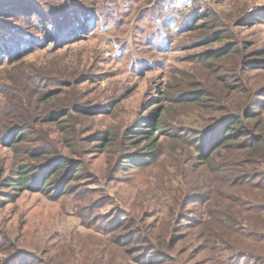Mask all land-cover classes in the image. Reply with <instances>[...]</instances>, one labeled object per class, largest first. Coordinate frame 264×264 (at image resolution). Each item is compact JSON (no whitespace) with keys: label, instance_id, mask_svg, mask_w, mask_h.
Here are the masks:
<instances>
[{"label":"rangeland","instance_id":"1","mask_svg":"<svg viewBox=\"0 0 264 264\" xmlns=\"http://www.w3.org/2000/svg\"><path fill=\"white\" fill-rule=\"evenodd\" d=\"M13 1L36 14L20 20V10L0 12V57L15 58L9 66L8 60L0 59V110L9 99L13 104L22 96L20 83L28 84L29 74L48 71L54 79L71 75L83 80L69 94L87 111L85 135H113L105 150L90 144L79 156L87 166L84 177L76 181V194L56 199L40 191H22L1 204L0 250L31 253L43 264H264V183L257 178L264 175V165L259 164L264 157L247 154L245 164L255 174H249L246 184L233 182L229 174L236 168L232 160L221 164L220 155L210 166H197L194 149L169 133L173 126L203 125L199 108L173 98L163 101L170 108L152 164L117 174L113 160L120 155L117 141L131 157L150 158L140 152L144 144L125 139L122 132L146 127V118L158 109L156 102L165 91L170 95L178 89L182 78L189 79L188 71L201 67L204 52L231 43V36L240 49L264 47V0ZM195 7L210 13L209 25L215 28L200 27L201 20L183 28L177 24ZM42 11L52 14H45L49 23L58 17L77 19L76 30L87 29V34L79 31L75 37H82L66 44L71 37L60 44L45 43ZM224 22L231 23L230 28L205 42ZM22 31L37 38L33 46L5 53L10 46L2 44ZM224 60L227 65L230 57ZM219 97L224 100L228 94ZM214 103L220 109L219 102ZM216 117L206 124L224 120L222 111ZM10 119L0 115V136ZM55 126L47 127L54 131ZM14 161V152L0 142V169ZM0 257L8 254L0 252Z\"/></svg>","mask_w":264,"mask_h":264},{"label":"trees","instance_id":"2","mask_svg":"<svg viewBox=\"0 0 264 264\" xmlns=\"http://www.w3.org/2000/svg\"><path fill=\"white\" fill-rule=\"evenodd\" d=\"M18 10L21 11L18 14L21 16L20 20L33 19L36 14L34 9L25 8L24 10L13 0L0 2L2 14L9 11L19 12ZM42 13L40 16L44 24L41 31H45L43 34L45 43L58 40L60 44L61 39L66 40V37H71L72 39L65 41L66 44L87 34L84 33L87 29L76 30L80 26L76 24L75 18L58 17L55 23H49L45 14L49 16L52 14L44 11ZM185 17L186 20L179 18L177 21L181 28L197 20L204 21L200 27L215 28L209 25L210 13L200 12L196 7ZM230 26L231 23L224 22L217 27L220 31L216 29L215 35L207 34L208 39L205 42L214 39L215 36L220 38L221 30L226 32ZM79 31L82 35L75 37ZM32 36L30 32L22 31L16 37L9 38L2 47L10 46L5 53L11 52L13 48L19 51L29 49L37 39ZM154 43L159 46L156 39ZM244 48L245 50L240 49L237 38L231 36V43L222 45L219 50L204 52L199 61L201 67L188 71L186 74L189 79L182 78L180 85H177L178 89L175 87L170 95L165 91L162 99L156 102L155 106L157 105L158 109L146 118V127L143 124L122 132L125 139H136L138 146L144 144L140 152L150 158L131 157L127 149L124 150L123 143L117 141L115 147L120 155L116 159L113 158L115 172L118 174L128 167L145 168L152 164L151 162L156 158L154 155L157 154L161 145L159 144L162 136L160 132L165 128V115L170 108L162 103L173 98L175 102L181 101L185 105L199 108L203 125L199 127L190 123L182 127L173 126L169 133L171 139L176 138L177 142H183L184 145L194 149L197 154V166L200 164L210 166L213 158L219 155L218 160L221 164L232 160L236 171L229 174L230 178L237 184H246L250 180L249 174L252 176L255 174V171H249L245 164L247 154L250 152L264 157V129H261V127L264 128V47L250 51ZM26 55L27 52L23 56ZM226 56L230 57L227 65L224 60ZM5 58V55L0 57L3 61L8 60L7 66L10 61L14 63L13 56L6 60ZM256 71L260 73L255 74ZM26 82L28 84L22 81L20 83L22 96L14 100L13 104L9 99L0 110L3 120L6 115L11 118L6 125V132L0 136V142L14 152L15 160L10 167L0 169V191L5 190L2 193L3 197H0V207L8 197L11 198L22 191H40L56 199L63 195L76 194V181L84 177L87 166L85 159L79 156H84L90 144H92L91 148L105 150L113 135L111 133L106 138L85 135L88 131L84 119L87 111L75 96L69 94V91L76 89L77 85L83 82L82 79L73 78L71 75L67 79H54L50 72L45 71L27 75ZM51 82L57 88L46 89ZM223 93L228 94L224 100L219 97ZM214 102H219L220 109H215ZM223 103H225L224 106ZM217 111L223 113L224 120H220L222 123L206 124L209 118H217ZM50 124H56L54 131L47 127ZM52 132H55L57 136L52 137ZM29 146L32 150L26 149ZM222 150L225 153L221 154ZM237 163L240 165L238 166ZM259 164L264 165V158H261ZM260 176L263 178L261 183H264V175L261 173L257 175V178ZM128 217L129 214L126 212V219ZM126 219L119 220V223H125ZM2 236L6 237L5 234ZM4 242L6 244L7 241L4 240ZM0 252L8 254V257H0V264H43L39 257L31 253L27 255L26 252L20 251L17 254H11L5 247Z\"/></svg>","mask_w":264,"mask_h":264}]
</instances>
